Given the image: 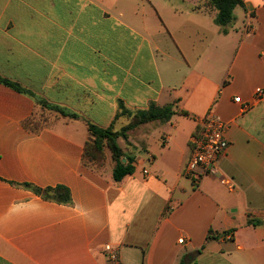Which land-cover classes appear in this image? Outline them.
<instances>
[{"label": "crops", "instance_id": "obj_1", "mask_svg": "<svg viewBox=\"0 0 264 264\" xmlns=\"http://www.w3.org/2000/svg\"><path fill=\"white\" fill-rule=\"evenodd\" d=\"M215 15L205 0H0V77L24 90L0 82V264H264V0L226 32ZM118 103L175 113L117 139L134 171L115 182L109 151L96 169L82 153L88 123H130ZM209 111L228 148L194 188L183 169ZM57 186L69 202L44 198Z\"/></svg>", "mask_w": 264, "mask_h": 264}, {"label": "trees", "instance_id": "obj_2", "mask_svg": "<svg viewBox=\"0 0 264 264\" xmlns=\"http://www.w3.org/2000/svg\"><path fill=\"white\" fill-rule=\"evenodd\" d=\"M206 4L211 6L216 10V15L214 22L216 25L222 28V32H226V27L231 24L234 20L233 10L237 6H242V0H205ZM0 82L10 86L18 91L24 92L18 84L11 82L7 79L0 77ZM38 103L49 110L56 111L61 115L66 116L67 113L60 110L55 106H51L43 100H38ZM172 105L156 106L151 103L149 107L145 110L130 111L126 109L121 103H118V113L116 118L121 115H126L131 118L129 124L121 128L119 131H114L112 126L107 128H100L96 125L87 124L90 139L86 142L84 146V151L82 153V163L85 164L86 161H95L96 159H101L102 163L105 160L104 150L107 149L113 160L112 168V179L115 182L120 181L127 175H130L134 171L133 159L127 156L117 143L119 137L126 139L127 132L132 130L142 124L159 121L167 122L171 116L174 114ZM185 114V112H181ZM32 123L33 127H37L43 123L37 120H30L27 124ZM105 146V147H104ZM122 159H125L123 162ZM35 192L40 193L41 191L35 189ZM42 195L44 198L53 199L59 202L67 203L70 200L69 191L62 186H57L55 188H47L43 190ZM255 223V222H253ZM179 264H188L184 258H182Z\"/></svg>", "mask_w": 264, "mask_h": 264}, {"label": "built area", "instance_id": "obj_3", "mask_svg": "<svg viewBox=\"0 0 264 264\" xmlns=\"http://www.w3.org/2000/svg\"><path fill=\"white\" fill-rule=\"evenodd\" d=\"M255 100L264 99V90L255 89ZM235 102H240V98H234ZM247 105L243 106L246 108ZM227 129L226 123L213 111H209L206 116L200 120L197 129L190 136V156L184 166L183 175L190 179L194 188L198 187L200 180L206 175H215L217 173V163L220 156L224 155L228 148V141L225 137ZM147 174V170H143ZM220 183L232 188L231 180L220 176ZM180 244L183 240L179 239ZM106 252H111V247H104ZM114 258L113 254H110Z\"/></svg>", "mask_w": 264, "mask_h": 264}, {"label": "rangeland", "instance_id": "obj_4", "mask_svg": "<svg viewBox=\"0 0 264 264\" xmlns=\"http://www.w3.org/2000/svg\"><path fill=\"white\" fill-rule=\"evenodd\" d=\"M45 121V120H44ZM105 147V146H104ZM104 154L106 153V152H108V150L107 149H105L104 151ZM102 159V158H101ZM101 159H96L95 161H86L85 162V164L88 166V167H90V168H94V169H96V168H100V167H102V165H103V163H102V161H101ZM108 168H109V164H108Z\"/></svg>", "mask_w": 264, "mask_h": 264}, {"label": "water", "instance_id": "obj_5", "mask_svg": "<svg viewBox=\"0 0 264 264\" xmlns=\"http://www.w3.org/2000/svg\"><path fill=\"white\" fill-rule=\"evenodd\" d=\"M122 161H124V159Z\"/></svg>", "mask_w": 264, "mask_h": 264}]
</instances>
